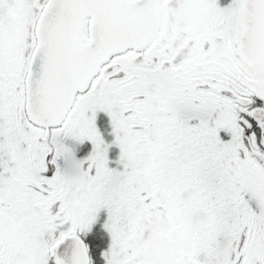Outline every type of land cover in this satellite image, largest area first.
I'll list each match as a JSON object with an SVG mask.
<instances>
[{
  "label": "snow or ice",
  "instance_id": "snow-or-ice-1",
  "mask_svg": "<svg viewBox=\"0 0 264 264\" xmlns=\"http://www.w3.org/2000/svg\"><path fill=\"white\" fill-rule=\"evenodd\" d=\"M0 264H264V0H0Z\"/></svg>",
  "mask_w": 264,
  "mask_h": 264
}]
</instances>
